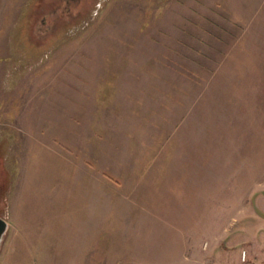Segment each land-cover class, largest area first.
I'll return each mask as SVG.
<instances>
[{
    "label": "rangeland",
    "instance_id": "1",
    "mask_svg": "<svg viewBox=\"0 0 264 264\" xmlns=\"http://www.w3.org/2000/svg\"><path fill=\"white\" fill-rule=\"evenodd\" d=\"M0 215V264H239L264 0H0Z\"/></svg>",
    "mask_w": 264,
    "mask_h": 264
},
{
    "label": "crops",
    "instance_id": "2",
    "mask_svg": "<svg viewBox=\"0 0 264 264\" xmlns=\"http://www.w3.org/2000/svg\"><path fill=\"white\" fill-rule=\"evenodd\" d=\"M239 241L241 242V246L244 247L245 250V256L242 260L241 253L240 256L236 255V261L239 262V264H264V256L262 258H259L260 253L264 251V249L260 248V240H264V230L263 225L259 226H252L248 231H244L240 236L238 237ZM243 247H241L243 250ZM207 264H232L231 262H226L224 259H217L212 258L210 259V262Z\"/></svg>",
    "mask_w": 264,
    "mask_h": 264
},
{
    "label": "water",
    "instance_id": "3",
    "mask_svg": "<svg viewBox=\"0 0 264 264\" xmlns=\"http://www.w3.org/2000/svg\"><path fill=\"white\" fill-rule=\"evenodd\" d=\"M7 229H8V222L6 221L3 215H0V244L4 238V235L6 234Z\"/></svg>",
    "mask_w": 264,
    "mask_h": 264
},
{
    "label": "flooded vegetation",
    "instance_id": "4",
    "mask_svg": "<svg viewBox=\"0 0 264 264\" xmlns=\"http://www.w3.org/2000/svg\"><path fill=\"white\" fill-rule=\"evenodd\" d=\"M77 0H63L64 3L70 4L71 2H76ZM68 8V7H67Z\"/></svg>",
    "mask_w": 264,
    "mask_h": 264
}]
</instances>
